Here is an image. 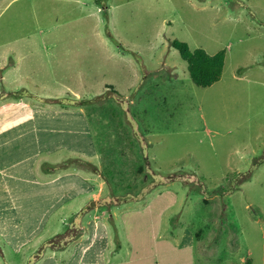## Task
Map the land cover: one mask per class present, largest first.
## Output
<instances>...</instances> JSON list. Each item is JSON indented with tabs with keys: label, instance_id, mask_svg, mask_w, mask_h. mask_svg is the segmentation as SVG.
Wrapping results in <instances>:
<instances>
[{
	"label": "rangeland",
	"instance_id": "1",
	"mask_svg": "<svg viewBox=\"0 0 264 264\" xmlns=\"http://www.w3.org/2000/svg\"><path fill=\"white\" fill-rule=\"evenodd\" d=\"M174 38L224 50L219 81L193 84ZM0 97L40 106L42 129L75 145L44 174L91 184L32 246L0 239V264L63 250L93 211L126 264L132 238L146 257L130 264H264V0H0ZM84 136L92 155L64 160ZM185 228L192 248L176 247Z\"/></svg>",
	"mask_w": 264,
	"mask_h": 264
},
{
	"label": "crops",
	"instance_id": "2",
	"mask_svg": "<svg viewBox=\"0 0 264 264\" xmlns=\"http://www.w3.org/2000/svg\"><path fill=\"white\" fill-rule=\"evenodd\" d=\"M20 101H15L19 102L15 104L9 103L7 99H0V239L14 252L21 251L26 245L35 244L33 242L49 232L48 225L52 217L58 220L61 211L71 200L91 192L89 179L74 169L63 167L60 173L44 174L57 163L51 157L54 153L61 150L73 151L75 145L67 144L57 131L42 129L44 119L41 116L45 111L41 110L40 106L32 103L28 106L27 102ZM21 106V113L14 114V108ZM53 115L52 113L51 117H54ZM32 128L34 131H31ZM83 140L87 147L83 146L80 153L68 154L64 160L74 158L75 154L84 158L92 155L93 148L89 136L88 139L84 136ZM42 167L47 170L42 171ZM82 200L84 202V199ZM103 213L104 211L99 214L94 211L89 213L88 215H98V224H91L90 219H87L85 224L82 223L80 233L74 241L68 246L65 245L63 250V245L57 246L50 255H44L38 264H126L116 259L120 245L116 250L113 248L111 228L108 227ZM136 213L139 212L133 210L125 216L128 218L125 224L129 229L134 224L132 217H135ZM63 216L58 221L62 225L66 218ZM59 224L53 228L52 235L48 236L58 235ZM160 226L161 230L163 226ZM112 228L116 233L117 226L114 224ZM180 236L176 247L194 246L192 232L185 228ZM167 242L166 238L161 237L160 247H163V254L157 255L158 258L168 257L164 252L174 248ZM134 243L132 238L130 250L125 252L129 261L127 264L146 257L144 252L139 257Z\"/></svg>",
	"mask_w": 264,
	"mask_h": 264
},
{
	"label": "trees",
	"instance_id": "3",
	"mask_svg": "<svg viewBox=\"0 0 264 264\" xmlns=\"http://www.w3.org/2000/svg\"><path fill=\"white\" fill-rule=\"evenodd\" d=\"M170 45L187 63L188 74L193 84L205 88L219 81L224 65V50L209 54L200 47L191 49L186 42L175 38L170 41ZM71 106H79V102H74ZM246 262L250 263V260Z\"/></svg>",
	"mask_w": 264,
	"mask_h": 264
}]
</instances>
